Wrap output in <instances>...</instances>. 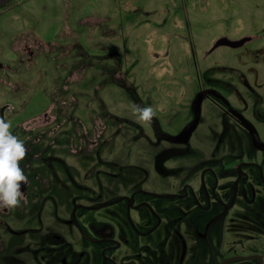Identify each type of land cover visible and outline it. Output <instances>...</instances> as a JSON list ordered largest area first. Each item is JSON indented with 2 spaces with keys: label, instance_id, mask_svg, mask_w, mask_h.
<instances>
[{
  "label": "flooded vegetation",
  "instance_id": "obj_1",
  "mask_svg": "<svg viewBox=\"0 0 264 264\" xmlns=\"http://www.w3.org/2000/svg\"><path fill=\"white\" fill-rule=\"evenodd\" d=\"M211 1L210 15L196 7L193 16L201 34L221 30L208 51L224 60L243 49L251 61L241 66L256 74L232 59L225 76L221 60L212 75L201 74L194 59V89L182 95L188 104L155 106L152 123L135 129L145 173L114 163L120 174L109 176L116 168H95L93 153L68 155L59 144L34 155L45 141H24L29 202L0 212V264H264V107L255 100L264 101V25L255 36L242 33L264 20V0H228L242 14L234 22ZM212 19L223 21L209 32ZM9 109L0 105L8 122ZM81 141L82 150L97 143Z\"/></svg>",
  "mask_w": 264,
  "mask_h": 264
},
{
  "label": "rangeland",
  "instance_id": "obj_2",
  "mask_svg": "<svg viewBox=\"0 0 264 264\" xmlns=\"http://www.w3.org/2000/svg\"><path fill=\"white\" fill-rule=\"evenodd\" d=\"M219 2L218 16L232 14L233 22L242 16L238 9L234 15L229 11L228 0ZM253 3L259 5L257 0L248 2ZM212 5L211 0L4 3L0 6V105L10 104V131L18 130L19 139L30 140L34 148L37 140H44L37 151L31 148L34 155L62 144L69 147L68 155L93 153L100 166L95 168L104 163L114 166L109 176L120 174L114 163L135 165L145 173L149 163L138 153L140 138L135 129L141 128V122L133 114V105L184 106L182 95L194 89V59L201 74L212 75L214 64L221 60L225 76L234 68L230 59L241 72L256 74L252 66H241L251 61L243 49L231 51L224 60L208 51L221 31L213 36L212 29L223 20L206 22L207 31L212 30L208 35L200 33L193 16L196 7L199 13L210 15L214 9L207 8ZM262 25L259 16L250 21L249 26L255 28L242 33L255 36ZM227 37L234 36L228 33ZM255 97L261 104L257 109L264 107V101ZM90 138L97 143L82 150L81 140ZM104 152L113 159H102Z\"/></svg>",
  "mask_w": 264,
  "mask_h": 264
},
{
  "label": "clouds",
  "instance_id": "obj_3",
  "mask_svg": "<svg viewBox=\"0 0 264 264\" xmlns=\"http://www.w3.org/2000/svg\"><path fill=\"white\" fill-rule=\"evenodd\" d=\"M133 114L141 123L151 124L156 110L151 106L133 105ZM10 123L0 116V212L13 211L28 204V196L23 191L28 177L21 168L27 156L25 143L10 131Z\"/></svg>",
  "mask_w": 264,
  "mask_h": 264
},
{
  "label": "crops",
  "instance_id": "obj_4",
  "mask_svg": "<svg viewBox=\"0 0 264 264\" xmlns=\"http://www.w3.org/2000/svg\"><path fill=\"white\" fill-rule=\"evenodd\" d=\"M10 1H12V0H0V6L3 5L4 3L7 4V3H9ZM2 7H3V6H2ZM2 7H1V8H2ZM1 8H0V11H1Z\"/></svg>",
  "mask_w": 264,
  "mask_h": 264
}]
</instances>
